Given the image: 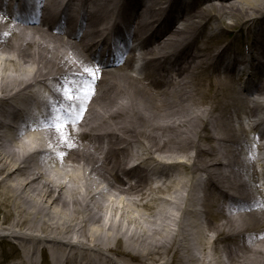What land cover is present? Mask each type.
I'll return each mask as SVG.
<instances>
[{"label": "bare ground", "instance_id": "obj_1", "mask_svg": "<svg viewBox=\"0 0 264 264\" xmlns=\"http://www.w3.org/2000/svg\"><path fill=\"white\" fill-rule=\"evenodd\" d=\"M22 6L0 17L13 264H264V0ZM30 95L45 122L7 133Z\"/></svg>", "mask_w": 264, "mask_h": 264}, {"label": "rangeland", "instance_id": "obj_2", "mask_svg": "<svg viewBox=\"0 0 264 264\" xmlns=\"http://www.w3.org/2000/svg\"><path fill=\"white\" fill-rule=\"evenodd\" d=\"M49 29V28H48ZM47 29V30H48ZM49 31V30H48ZM246 38H247V36H245V34L243 33V32H241V33H236V34H234V36H229V40H234V46H235V44L236 45H240V44H244L245 43V41H246ZM50 129V128H49ZM42 139V138H41ZM132 147H133V149L134 150H137L136 149V144L134 143L133 145H132ZM42 148V147H41ZM29 150H28V152H30V151H32L30 148H28ZM44 149H46V148H44ZM37 157H39V156H37ZM44 158H47L45 155H40V159H38V162H41V164H45L47 161H49L50 159H47V160H45ZM44 159V160H43ZM58 159H60L59 158V156L54 160V161H58ZM133 163H136V164H138L139 163V159H134L132 162H130L128 165H127V168H130L131 166H133ZM43 166H45V165H43ZM151 167L152 166H146L145 168H147V169H151ZM45 168H46V166H45ZM45 168H44V170H45ZM50 174L53 176V177H56V173H54V172H50ZM58 175V174H57ZM149 177L151 178V179H155V181L154 182H152L151 180H148V183H149V185L152 187V188H156V186L159 184V179H157L156 180V178L152 175V174H149ZM57 178V177H56ZM104 185H106V184H104V183H102V186H104ZM102 186H100L101 188H102ZM100 187L98 188V189H100ZM172 193H166V194H163L164 195V197H169L170 195H171ZM162 195V196H163ZM120 216V215H119ZM118 216V217H119ZM113 219H116L115 217H113ZM13 221H14V217H11V216H9V215H5L1 210H0V226L1 227H4V229L5 230H7V229H9V228H11V225H12V223H13ZM16 231H17V233L19 234V235H24L25 233H27V231H26V229H24V228H22V229H20V228H18V229H16ZM5 234H7V232H4V231H0V264H13L14 262H16V260H18V259H20V257H21V255H22V252H23V255L25 256V250L27 249V247L26 246H24V245H17V242H16V240H13L12 238H5L4 236H5ZM37 234V233H36ZM41 234V233H40ZM39 234V235H40ZM1 237H3V238H1ZM1 240H9V242H8V244H2L1 243ZM16 242V243H15ZM31 247H33V245L31 246ZM40 247H42L41 246V244H39V245H37V248H38V250L40 249ZM40 251V250H39ZM37 258V260H40L41 259V257H43L39 252H38V254L37 255H35ZM43 260H44V258H43ZM42 261V260H41ZM46 261V260H45ZM48 263V262H47Z\"/></svg>", "mask_w": 264, "mask_h": 264}]
</instances>
